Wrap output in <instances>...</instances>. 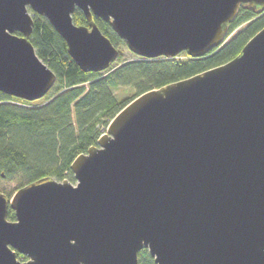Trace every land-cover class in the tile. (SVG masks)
I'll return each mask as SVG.
<instances>
[{
  "label": "water",
  "instance_id": "obj_1",
  "mask_svg": "<svg viewBox=\"0 0 264 264\" xmlns=\"http://www.w3.org/2000/svg\"><path fill=\"white\" fill-rule=\"evenodd\" d=\"M242 7L264 0H0V92L37 102L57 82L35 15L101 73L120 51L94 17L138 57L195 59L226 44ZM71 169L76 185L0 193V264H139L143 249L156 264H264V28L232 61L137 97Z\"/></svg>",
  "mask_w": 264,
  "mask_h": 264
},
{
  "label": "trees",
  "instance_id": "obj_2",
  "mask_svg": "<svg viewBox=\"0 0 264 264\" xmlns=\"http://www.w3.org/2000/svg\"><path fill=\"white\" fill-rule=\"evenodd\" d=\"M73 19L76 25L89 26L80 10L75 11ZM93 20L118 49L128 48L109 23L95 17ZM242 27L228 43L203 58L181 61L135 57L96 73L82 71L69 55L66 41L46 18L35 15L30 41L38 57L57 75V82L39 104L0 92V178H22L18 190L46 177L75 182L71 166L78 156L97 145L105 132L101 131L103 125L108 126L140 95L238 57L264 28V11L242 7L229 25L228 38ZM122 87L134 88L135 97L126 102L118 100L115 90ZM8 219L16 220L11 209ZM138 263L156 264L146 249L139 252Z\"/></svg>",
  "mask_w": 264,
  "mask_h": 264
},
{
  "label": "rangeland",
  "instance_id": "obj_3",
  "mask_svg": "<svg viewBox=\"0 0 264 264\" xmlns=\"http://www.w3.org/2000/svg\"><path fill=\"white\" fill-rule=\"evenodd\" d=\"M242 29H243V27L240 28L239 30H237L231 37H229L227 39L226 43H228ZM119 51H120V58L116 63H114L110 67V69L116 67L119 64V61L131 60V59H134L135 57H138L134 53H132L128 48H125V49L120 48ZM187 55L188 54L184 52V53L180 54L179 56H177L175 59L181 60V61H186V60H188V57H190L189 55L188 56ZM110 69H108V70H110ZM108 70H106V71H108ZM106 71H104V72H106ZM115 95H116L118 100L126 102V101H130L131 99H133L135 97L136 91L132 87H125V88L122 87V88L115 90ZM44 101H45V99H42V100L37 101L35 103L39 104V103H42ZM108 126L104 127V125H103L101 127V131H103V132L105 131L104 133H106ZM65 180H68L73 185L77 184L76 179H75V182H72L70 180V178H66ZM22 181L23 180L20 177L15 178L13 180H5V179L0 178V193L5 194L9 199H12L14 197V195L16 194V192L18 191L19 186L22 184ZM59 182H63V181H59ZM20 256H22V255H20ZM18 259L20 261H23V262L28 260L26 257H23V256H22V258H20L19 255H18Z\"/></svg>",
  "mask_w": 264,
  "mask_h": 264
}]
</instances>
